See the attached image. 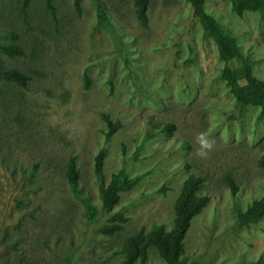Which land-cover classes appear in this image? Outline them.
I'll return each mask as SVG.
<instances>
[{"label": "rangeland", "instance_id": "1", "mask_svg": "<svg viewBox=\"0 0 264 264\" xmlns=\"http://www.w3.org/2000/svg\"><path fill=\"white\" fill-rule=\"evenodd\" d=\"M48 1L0 0V45L25 51L0 50V65L31 77L26 87L0 77V264H124L139 230L172 229L192 174L204 178L210 201L192 221L179 264L264 258V218L242 225L238 217L264 194V117L236 100L190 2L151 0L145 27L135 0H102L114 28L106 30L95 0H51L56 18ZM206 9L264 80V16L239 15L230 0H206ZM103 114L122 123L111 137ZM202 132L215 140L206 156L198 155ZM71 158L77 187L67 179ZM118 172L138 183L107 212L102 190ZM118 213L124 229L103 232ZM135 264L168 262L151 246Z\"/></svg>", "mask_w": 264, "mask_h": 264}, {"label": "trees", "instance_id": "2", "mask_svg": "<svg viewBox=\"0 0 264 264\" xmlns=\"http://www.w3.org/2000/svg\"><path fill=\"white\" fill-rule=\"evenodd\" d=\"M97 5L98 26L106 30H114L105 3L95 0ZM193 7L197 17L206 33L212 36L219 49L221 58L226 62L223 75L227 79L231 91L238 103L242 106L257 105L260 114L264 117V80L258 79L253 73L252 60L246 57L240 45L227 32L223 30L218 20L206 9V0H187ZM234 11L242 15L245 11H258L264 16V0H230ZM151 0H135L136 12L143 26H149V8ZM48 7L53 17L56 18V7L48 1ZM0 50L9 56H23L24 49L19 44H1ZM237 64L232 66V62ZM0 77L6 81L13 82L19 86L26 87L31 77L17 68H8L0 65ZM89 83V77L86 76ZM107 125V136H113L122 126L120 121H114L109 114H103ZM171 132L174 125H169ZM104 152H100L95 158V171L98 178L103 177ZM259 165L264 166V155L259 159ZM80 171L75 158H71L67 179L73 187H77ZM138 183L137 178L130 177L124 172L114 173L109 184L102 190L103 208L111 212L120 202L121 193L132 189ZM204 178L190 175L185 181L182 191L175 203V223L171 230H167L164 224L157 225L155 229L147 233L144 228L132 236L127 245L124 264H135L137 261L145 262L148 258L149 248L155 246L161 257L168 264H179L181 256L185 252L184 240L189 231L193 219L200 214L209 204L210 198L201 194ZM229 186L233 193L238 187L233 179L229 177ZM90 210L95 207L89 204ZM239 221L242 225H249L264 218V194L261 198L254 200L246 210L238 211ZM113 225L105 226L102 230L108 234H114L124 229V223L128 219L121 213L115 216ZM254 264H264V258Z\"/></svg>", "mask_w": 264, "mask_h": 264}, {"label": "clouds", "instance_id": "3", "mask_svg": "<svg viewBox=\"0 0 264 264\" xmlns=\"http://www.w3.org/2000/svg\"><path fill=\"white\" fill-rule=\"evenodd\" d=\"M197 142L200 145L198 155L201 156H206L215 145V140L211 138L207 132L200 133L197 137Z\"/></svg>", "mask_w": 264, "mask_h": 264}]
</instances>
